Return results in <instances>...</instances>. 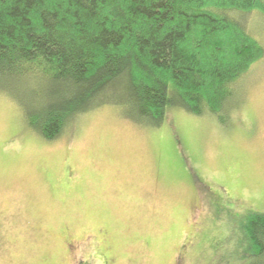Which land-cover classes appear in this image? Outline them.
<instances>
[{
	"label": "rangeland",
	"instance_id": "rangeland-1",
	"mask_svg": "<svg viewBox=\"0 0 264 264\" xmlns=\"http://www.w3.org/2000/svg\"><path fill=\"white\" fill-rule=\"evenodd\" d=\"M246 29L264 49V16ZM230 105L170 110L158 127L102 106L48 141L0 94V264H248L244 218L264 214V55Z\"/></svg>",
	"mask_w": 264,
	"mask_h": 264
},
{
	"label": "trees",
	"instance_id": "trees-1",
	"mask_svg": "<svg viewBox=\"0 0 264 264\" xmlns=\"http://www.w3.org/2000/svg\"><path fill=\"white\" fill-rule=\"evenodd\" d=\"M253 13L264 0H0V94L48 141L102 106L139 127L223 115L264 55ZM244 220L238 260L264 264V214Z\"/></svg>",
	"mask_w": 264,
	"mask_h": 264
}]
</instances>
